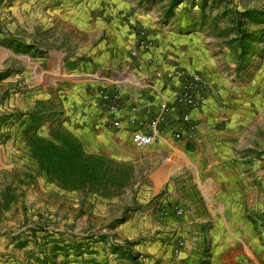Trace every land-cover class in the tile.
<instances>
[{
	"label": "rangeland",
	"instance_id": "1",
	"mask_svg": "<svg viewBox=\"0 0 264 264\" xmlns=\"http://www.w3.org/2000/svg\"><path fill=\"white\" fill-rule=\"evenodd\" d=\"M138 14L193 33L217 57L226 82L217 99L230 115L218 141L230 156L174 166L162 183L152 148L131 142L117 155L85 144L113 161L106 185L63 187L30 143L51 139L53 123L71 132L77 88L101 82L117 31ZM36 109L43 125L27 133ZM129 256L264 264V0H0V264H132Z\"/></svg>",
	"mask_w": 264,
	"mask_h": 264
},
{
	"label": "crops",
	"instance_id": "2",
	"mask_svg": "<svg viewBox=\"0 0 264 264\" xmlns=\"http://www.w3.org/2000/svg\"><path fill=\"white\" fill-rule=\"evenodd\" d=\"M156 21L138 14L126 28L117 31L114 49L105 57L111 65L102 68L99 77L94 76L101 82L86 83L76 90L78 104L76 113L70 115L69 129L83 147L86 144L106 154L124 155L127 145L132 150V134L140 128L139 123H148L167 105L171 113L166 116L169 125L160 140L146 147L159 153L157 157L163 161L153 174V181L165 183L174 166L207 161L209 154L218 155V160L229 158L230 149L218 139L230 115L217 99L218 90L223 91L226 83L217 57L205 49L202 41L194 39L193 33L182 34L174 27L169 30ZM133 51L136 55H132ZM181 72L200 74L209 90L203 93L201 107L189 110L192 129L176 140L172 136L177 127L174 114L183 110L177 104L182 89ZM104 94L119 95L117 112L107 111L101 102ZM115 121L121 123L119 128L114 127Z\"/></svg>",
	"mask_w": 264,
	"mask_h": 264
},
{
	"label": "trees",
	"instance_id": "3",
	"mask_svg": "<svg viewBox=\"0 0 264 264\" xmlns=\"http://www.w3.org/2000/svg\"><path fill=\"white\" fill-rule=\"evenodd\" d=\"M248 46V43L241 41L243 53ZM252 56L251 54L248 59L242 58L243 67L249 63ZM43 118L39 109L31 112L27 120V133L33 125L42 126ZM50 129L51 139L35 134L30 143L31 155L37 161L39 169L51 181L63 187L72 190L100 191L106 185L113 161L101 155L86 153L81 141L64 128L62 123H53ZM121 249L120 247L119 250ZM129 258L132 264H141L136 257Z\"/></svg>",
	"mask_w": 264,
	"mask_h": 264
},
{
	"label": "built area",
	"instance_id": "4",
	"mask_svg": "<svg viewBox=\"0 0 264 264\" xmlns=\"http://www.w3.org/2000/svg\"><path fill=\"white\" fill-rule=\"evenodd\" d=\"M132 55H136L133 51ZM179 77L182 79V89L177 96V104L183 110L174 114V120L177 124L176 129L172 132V136L176 140L182 139L185 132L192 129L191 116L189 110L198 109L204 101L203 93L209 90L201 75L198 73L181 72ZM119 93V92H118ZM119 95L110 96L104 94L102 96L103 104L109 113L117 112ZM167 105L160 108V113L151 119L148 123L140 122L139 129L134 130L132 140L137 148H146L158 140H160L169 123L166 116L171 115ZM135 121H133L134 123ZM120 122L115 121L114 127L119 128ZM145 128V129H143ZM145 130V131H144Z\"/></svg>",
	"mask_w": 264,
	"mask_h": 264
}]
</instances>
